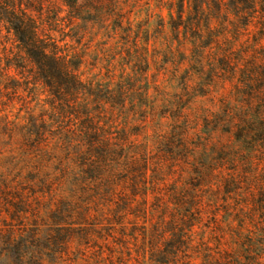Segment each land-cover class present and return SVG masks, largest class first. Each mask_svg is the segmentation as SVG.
<instances>
[{
    "label": "trees",
    "instance_id": "trees-1",
    "mask_svg": "<svg viewBox=\"0 0 264 264\" xmlns=\"http://www.w3.org/2000/svg\"><path fill=\"white\" fill-rule=\"evenodd\" d=\"M110 2L0 0V264H264V0Z\"/></svg>",
    "mask_w": 264,
    "mask_h": 264
},
{
    "label": "rangeland",
    "instance_id": "rangeland-1",
    "mask_svg": "<svg viewBox=\"0 0 264 264\" xmlns=\"http://www.w3.org/2000/svg\"><path fill=\"white\" fill-rule=\"evenodd\" d=\"M124 1L125 0H112V2L108 4V8L110 7L111 10L122 7L124 6V4H122ZM92 33L96 35L94 41L91 43V46L94 47H92L93 50L89 51V54L87 55L88 60L86 66L83 67V72H86L87 74L90 72H96L100 73L101 75H109L114 73L112 71L114 64L119 68V64L125 62H134L133 56H131V54H125L122 57H117L116 62H110L111 60L105 62V60H108V58H106V54L110 56H118V53L123 51L120 49V46L123 38L126 36L124 33L121 32L120 35H118L113 33L111 29L94 30ZM118 68H115V72L118 70Z\"/></svg>",
    "mask_w": 264,
    "mask_h": 264
}]
</instances>
